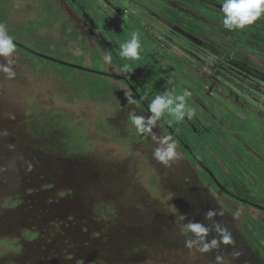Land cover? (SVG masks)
I'll return each instance as SVG.
<instances>
[{
    "label": "rangeland",
    "instance_id": "374dc122",
    "mask_svg": "<svg viewBox=\"0 0 264 264\" xmlns=\"http://www.w3.org/2000/svg\"><path fill=\"white\" fill-rule=\"evenodd\" d=\"M90 1L83 14L68 0H0V24L17 42L49 57L16 48L9 58L16 76L8 79L0 73V264H264V251L242 227L247 220L251 226L249 216L264 224V205L236 200L215 176L223 190L206 185L200 158L191 154L199 163L192 165L179 147L178 160L168 167L158 163L152 157L156 144L149 135L137 134L128 120L130 111L149 115L140 104L166 90L177 93L173 79H181L194 100L186 98L196 117L218 109L211 121L221 125V138L233 137L225 151L243 154L248 149L264 158L263 135L241 129L242 136L261 140L263 150L252 142L238 148L239 132L229 129V112L224 113L247 107L264 125V57L243 49L247 61L224 49L228 43L219 35H190L146 6L150 0ZM156 1L157 8L168 2L231 31L206 20L184 0ZM145 9L151 16L144 17ZM133 12L146 18L145 29L132 21ZM256 22L264 27V17ZM172 29L198 46H184L187 41L172 36ZM133 32L145 42L140 58L122 60L119 44ZM106 46L109 53L103 50ZM148 47L157 51L152 60ZM124 63L132 66L122 76L132 92L103 72H119ZM184 65L194 76L187 75ZM125 91L140 104L126 105ZM168 119L165 115L160 122ZM160 122L153 131L169 135ZM172 125L185 129L196 149L209 154L220 179L228 178L215 167L223 157L202 146L185 119ZM250 173L242 170L241 177L255 189ZM190 223L206 231L197 235L188 229ZM224 235L230 242H223ZM187 241L193 242L191 247ZM204 244L209 245L206 252L200 251Z\"/></svg>",
    "mask_w": 264,
    "mask_h": 264
},
{
    "label": "trees",
    "instance_id": "16d2710c",
    "mask_svg": "<svg viewBox=\"0 0 264 264\" xmlns=\"http://www.w3.org/2000/svg\"><path fill=\"white\" fill-rule=\"evenodd\" d=\"M69 1L71 3H76L73 5L75 6V8L77 7L76 9L78 10V12H81V13H84L85 11H87V8L90 7L89 4L91 3L90 0H69ZM156 3H157L156 0H150V3H147L146 6H149L155 9L158 15H160L166 21L171 23V25L182 28L190 35L199 37L201 39H204V36L207 35L208 33L209 35L207 36H210L211 34H214L217 36L219 35L221 40H224L225 42L228 43L227 46H224L225 44H223L224 49L228 48L232 50L234 55L241 56L247 61L249 60V57L244 52H242L243 49L254 51L264 57V27L257 24V22H254L252 25L247 26L243 30L237 29V30H231L230 32H226L225 30L224 31L219 30L216 26L209 25L208 23L200 19V17L194 16L190 12L182 11L178 6H174L171 3L161 2L158 8L156 6ZM222 3H223V0H184V4L186 6H190L191 8H193L199 15L204 16L206 20L219 23L221 25H223L222 24L223 14L220 11V7H222ZM51 13L52 11L50 10L49 14ZM149 15L151 16V14L148 11H146L144 17H148ZM131 16L133 18L132 21H135L142 28L144 26L143 29H145L146 18H144L143 16L136 15L135 12H133ZM142 20H144V22ZM139 26H134V27L136 28ZM125 29H127V27ZM174 31L177 32L178 30H175V29L169 30L172 36H175L177 38L180 37L187 41V45L183 44L184 46L191 47V48L192 46L193 47L198 46L196 43L192 42L189 37L181 34L180 31H178L177 33H175ZM207 38H211V37H207ZM206 41L207 40H202V42H206ZM141 42L143 46V43H145L144 40ZM154 45L158 49L160 48V46H157L155 43ZM16 48H23L27 52L32 53L26 47H20L17 44H16ZM147 50H148V53H150L149 59L152 60L151 55L155 54L157 51L153 53V50L151 49V47H148ZM167 53L169 54V52ZM230 56H228V58H230ZM155 57H156V54H155ZM221 57L224 59V64L226 66H229L228 62L226 61L228 59H226L224 56H221ZM173 58L176 59L177 62L180 63L181 65L183 64L180 61V59L176 58V56H173ZM53 62H55V60ZM184 70H185V65H184ZM243 71L245 70H242V72ZM185 72L187 73V75L191 74L192 76H194L188 70H185ZM246 74H249L253 78H256L255 75H253L252 73H247V71H246ZM231 79L235 82L242 81L241 79H236L234 77ZM173 80L176 82V85H177V89H176L177 93H174V95L183 94V92L187 90L186 88L187 85L186 86L184 85L185 81L182 82L181 79H176V78ZM185 80H189V78L186 77ZM199 82L201 85H205L202 79H199ZM244 87L253 91L254 93H257V95L261 94V92L258 89H254L250 87L248 84L244 85ZM188 98L194 101L191 98V96H188ZM216 110L218 109L212 108L211 112L207 111L203 119L195 116L192 119L185 118V120L190 128L189 130L195 134V137L198 136L200 139H202L201 141L202 146L207 145L208 147H211V149L215 151L213 153H216V155L223 157L224 160H219L220 162H218L216 159L217 164L215 165V167L221 173V177L223 178L228 177L227 179H222V178L220 179L217 176V174L215 173V171L209 164V159H210V156H208L209 154H206V153L202 154L196 149V147L192 144V142L189 141V139L184 135L185 129H180V127H175L172 124L169 125L166 122H163V121L162 122L165 123L167 127L169 128V131H168L169 135H172L175 140L176 138L178 139V137H180V139H178L180 143L179 145L177 143V145L182 151V153H184L188 157L192 165L199 164L196 161L195 157L200 158L202 163H200L199 171L204 172V174L208 176V177L206 176L207 179L206 181H204L206 185L209 184L210 186H215L223 190L222 187L218 186L220 182L224 188L226 187L227 189L232 190V192L234 193L233 198L237 196H241L245 198L246 200H249L250 202L252 201L259 202L264 205V181L259 182V179L264 180V173H263L264 172V158H260L256 154L249 152L248 149H247V152L244 151L243 154H240V152L237 150H236L237 152H235L233 149H230V148H228L230 152L225 151V148L228 145H230V140L233 137L231 138H228V137L221 138L220 137L219 128L222 129L221 125L217 126L213 124V122L211 121V119H213L212 117L218 114L217 113L218 111ZM225 111L229 112L228 113L229 116L227 115V119L225 120L229 129L237 133L239 132V134L235 133L236 137H238L237 135H239V138H240L238 139L239 140L238 148L246 149L245 144L251 145V142H252L253 145H255L257 148H260V150H263V148H261L260 141L261 140L264 141L263 140L264 139V125L255 119L256 114L251 109L247 107H243V106L242 107L234 106L231 110L225 109L224 113H226ZM240 112H242L244 115H241ZM206 122H208L207 125L205 124ZM190 123H192V125ZM241 129L250 130L252 132H255V131L259 132L258 133L259 135H263L262 137L263 139L256 140L250 135L249 137L242 136L240 134ZM172 131L174 132L173 134H172ZM185 144L190 147L191 151H188ZM191 154H193L195 157H193ZM231 155H234L236 157V160L233 159ZM235 163H238V164H235ZM257 164L260 167H256ZM242 170L246 171L247 173H249V171L252 170L253 173L252 174L250 173V175H253L256 178L255 189L250 186L249 181L246 182L247 180L246 181H244V179L242 180V177H241ZM208 171L211 172L212 176L208 174ZM214 176L217 178L219 182L213 179ZM247 176L250 177L249 175ZM249 179L251 180V177ZM225 180L227 183L225 182ZM257 197H259V201H257ZM249 217L253 220L251 226L249 224V221L247 220V222H244L242 224V227L247 232V234L250 235L253 241L257 244L259 250L264 251V224L258 222L256 219H253L251 216ZM260 239L262 241H260Z\"/></svg>",
    "mask_w": 264,
    "mask_h": 264
},
{
    "label": "clouds",
    "instance_id": "9594fccd",
    "mask_svg": "<svg viewBox=\"0 0 264 264\" xmlns=\"http://www.w3.org/2000/svg\"><path fill=\"white\" fill-rule=\"evenodd\" d=\"M220 11L223 14L222 24L225 29L243 30L261 17H264V0H223ZM14 40V36L9 33L6 25L0 24V57L6 60L5 63H0V73L5 74L8 79H13L16 76V72L11 66V59H9L16 51V43ZM141 50L140 34L133 32L128 40L119 44L118 55L122 60H138ZM104 59L106 62H110L111 56H106ZM131 70L132 66L124 63L120 72L126 74ZM190 95L191 93L187 90L183 94L178 95H174L172 92L166 90L163 94H156L151 99L148 104L149 115L137 114L135 111L128 113V120L130 125L134 127L136 133L139 135H149L156 144L152 151L153 159L166 167L180 158V154L177 151V142L172 135H158L153 129L158 126L157 122L165 117V115L171 117V119L165 121L169 125L173 122L179 123L185 117L192 119L196 115V112L195 109L187 105L186 98ZM125 99L126 105H138L140 102L130 91H125ZM212 214L211 212L209 213V215ZM187 227L197 235L206 231L198 223H190ZM222 239L224 243L230 242L228 235H224ZM192 243V241H187L186 245L191 247ZM212 243L214 245L216 242L213 241ZM208 250V244H204L200 249L202 252Z\"/></svg>",
    "mask_w": 264,
    "mask_h": 264
},
{
    "label": "flooded vegetation",
    "instance_id": "af4514ba",
    "mask_svg": "<svg viewBox=\"0 0 264 264\" xmlns=\"http://www.w3.org/2000/svg\"><path fill=\"white\" fill-rule=\"evenodd\" d=\"M69 1V0H68ZM70 2V1H69ZM71 3V2H70ZM74 6V5H73ZM75 7V6H74ZM83 14H86V12H84ZM175 32V31H174ZM178 32V31H177ZM177 32H175V33H177ZM105 46V45H104ZM26 47V46H25ZM27 49H29V48H27ZM111 48L109 47V46H106V48L105 49H103L105 52H107V53H109V51L108 50H110ZM105 74H107V75H109V76H111L112 78H116V79H118L119 81H123L124 83H125V85L129 88V90L132 92L133 91V87H131L130 85H129V83H128V81H126V79H123L122 78V76H123V73H121L120 71L119 72H111V71H108V70H105V71H103ZM139 104H140V102H139ZM141 105V107L144 109V110H146L147 112H148V104L146 105L145 103H141L140 104ZM162 120V119H161ZM160 120V121H161ZM159 121V122H160ZM163 126H164V128L166 129V131H167V133H168V131H169V128L167 127V125L165 124V123H163V122H160ZM191 125H192V123H190ZM178 139H180V137H178ZM177 138H176V142L178 143V145H179V140H178ZM232 196V195H231ZM233 197V196H232ZM235 199L236 200H238V201H240V202H243L242 201V199H245V198H243V197H241V196H237V197H235ZM244 204H247V205H250V206H253V207H258V206H256L255 204H254V201H252V202H250L249 200H247L246 202H243ZM251 203V204H250ZM262 219H264V217L262 218ZM261 219V220H262ZM263 221V220H262Z\"/></svg>",
    "mask_w": 264,
    "mask_h": 264
},
{
    "label": "water",
    "instance_id": "95a60500",
    "mask_svg": "<svg viewBox=\"0 0 264 264\" xmlns=\"http://www.w3.org/2000/svg\"><path fill=\"white\" fill-rule=\"evenodd\" d=\"M188 37H189L190 39H193V38H191L190 36H188ZM14 42H15L17 45H19L20 47H25L23 44L17 42L16 40H14ZM29 50H30L32 53H34V54L42 55V56H44V57L49 58L47 55L41 54V53H39V52L36 51V50H33V49H29ZM50 59H51V60H55V61H57V62H59V63H62V64H68V65H71V66H77V65H74V64H72V63H69V62L63 61V60H59V59H55V58H51V57H50ZM79 67H82V68H83V66H79ZM172 134H173V133H172ZM185 146H186V145H185ZM186 147H188L189 150H190V147H189V146H186ZM242 201H243V202H246L247 200H246V199H242Z\"/></svg>",
    "mask_w": 264,
    "mask_h": 264
}]
</instances>
